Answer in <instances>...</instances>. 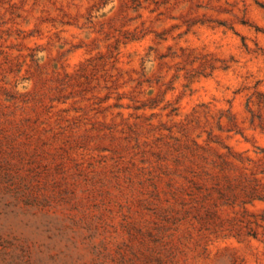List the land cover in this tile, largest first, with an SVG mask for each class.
Wrapping results in <instances>:
<instances>
[{
    "label": "rangeland",
    "instance_id": "374dc122",
    "mask_svg": "<svg viewBox=\"0 0 264 264\" xmlns=\"http://www.w3.org/2000/svg\"><path fill=\"white\" fill-rule=\"evenodd\" d=\"M0 264H264V0H0Z\"/></svg>",
    "mask_w": 264,
    "mask_h": 264
}]
</instances>
